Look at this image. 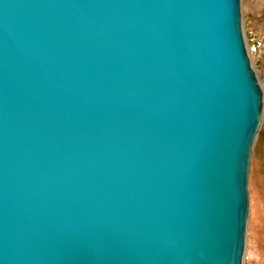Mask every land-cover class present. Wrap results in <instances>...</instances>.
<instances>
[{
    "label": "water",
    "instance_id": "1",
    "mask_svg": "<svg viewBox=\"0 0 264 264\" xmlns=\"http://www.w3.org/2000/svg\"><path fill=\"white\" fill-rule=\"evenodd\" d=\"M241 0H0V264H243L263 90Z\"/></svg>",
    "mask_w": 264,
    "mask_h": 264
},
{
    "label": "rangeland",
    "instance_id": "2",
    "mask_svg": "<svg viewBox=\"0 0 264 264\" xmlns=\"http://www.w3.org/2000/svg\"><path fill=\"white\" fill-rule=\"evenodd\" d=\"M241 14L251 62L264 90V0H241ZM249 205L243 264H264V116L252 151Z\"/></svg>",
    "mask_w": 264,
    "mask_h": 264
},
{
    "label": "bare ground",
    "instance_id": "3",
    "mask_svg": "<svg viewBox=\"0 0 264 264\" xmlns=\"http://www.w3.org/2000/svg\"><path fill=\"white\" fill-rule=\"evenodd\" d=\"M241 11V10H240ZM241 20H242V14H241ZM242 30H243V26H242ZM244 33V31H243ZM244 38H245V35H244ZM245 42H246V45H247V48H248V51H249V47H248V44H247V40L245 38ZM249 55H250V52H249ZM250 59H251V56H250ZM258 78V77H257ZM261 85V84H260ZM262 87V85H261ZM262 90H263V87H262ZM263 95H264V90H263ZM263 102H264V99H263ZM263 116H264V105H263V110H262V114H261V124H262V120H263ZM261 127V125H260ZM260 131V129H259ZM259 133V132H258ZM258 136V134H257ZM257 136H256V139H257ZM256 141V140H255ZM249 176H250V171H249ZM248 197H249V183H248ZM249 208H250V205H249ZM248 216H249V213H248ZM247 226H248V219H247ZM247 231V230H246ZM246 236H247V232H246ZM245 248H246V238H245ZM245 253V252H244ZM244 260V259H243ZM244 263V261H243Z\"/></svg>",
    "mask_w": 264,
    "mask_h": 264
}]
</instances>
